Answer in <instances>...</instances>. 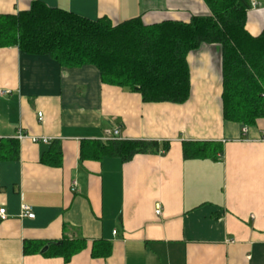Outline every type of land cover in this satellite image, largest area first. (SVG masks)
Listing matches in <instances>:
<instances>
[{
	"label": "crops",
	"instance_id": "0c3cea01",
	"mask_svg": "<svg viewBox=\"0 0 264 264\" xmlns=\"http://www.w3.org/2000/svg\"><path fill=\"white\" fill-rule=\"evenodd\" d=\"M251 1L257 8L246 30L258 37L264 0ZM34 2L114 25L210 14L204 0H0V16ZM187 60L189 100L147 103L104 84L93 66L68 69L50 56L0 49V142L19 131L52 140L25 139L18 159L0 161L8 215L0 220V264H264V119L245 135L224 121L220 45H203ZM115 128L117 141L156 142L158 153L81 159L83 143L102 142ZM55 142L62 155L51 162ZM201 144L217 155L194 158ZM22 206L35 219L22 218ZM65 239L83 243L69 262L51 248Z\"/></svg>",
	"mask_w": 264,
	"mask_h": 264
},
{
	"label": "trees",
	"instance_id": "16d2710c",
	"mask_svg": "<svg viewBox=\"0 0 264 264\" xmlns=\"http://www.w3.org/2000/svg\"><path fill=\"white\" fill-rule=\"evenodd\" d=\"M204 2L210 10L208 16L195 17L190 23L166 21L150 26L141 18L117 25L108 19L91 21L34 2L26 12L0 16V49L14 47L27 55L50 56L68 69L93 66L104 84L139 93L144 102L182 104L191 93L189 53L218 44L222 49L224 121L241 128L253 126L264 119V32L253 37L246 30L251 0ZM210 148V144H201L191 155L216 156L218 152ZM158 150L156 142H85L81 159L129 162L136 155ZM47 155L51 162L60 160L58 143H53ZM18 156L17 140L0 142V161ZM82 244L65 239L51 248L69 262Z\"/></svg>",
	"mask_w": 264,
	"mask_h": 264
},
{
	"label": "built area",
	"instance_id": "2783aa9c",
	"mask_svg": "<svg viewBox=\"0 0 264 264\" xmlns=\"http://www.w3.org/2000/svg\"><path fill=\"white\" fill-rule=\"evenodd\" d=\"M251 8H257V3L255 1H251ZM38 118L39 121L43 120V115L42 113H38ZM247 127H243L242 133L245 135L247 133ZM120 137V129H113L110 131L106 132V137L103 141H117L119 140ZM25 139L30 140L34 144H49L52 140L46 137H33V136H28L25 135L24 133L20 132L18 133L16 140L18 142H21ZM261 142L264 144V135L261 138ZM155 214L157 217L162 215V207L160 204L156 205L155 208ZM22 218H28V219H35V213L33 209L29 206H22V213H21ZM7 210L3 207H0V220L5 221L7 219ZM116 234V232H114Z\"/></svg>",
	"mask_w": 264,
	"mask_h": 264
}]
</instances>
